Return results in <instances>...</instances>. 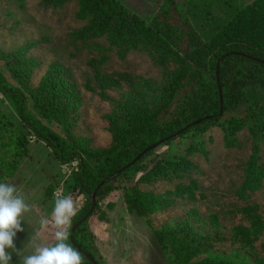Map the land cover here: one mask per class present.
I'll use <instances>...</instances> for the list:
<instances>
[{"label":"rangeland","instance_id":"obj_1","mask_svg":"<svg viewBox=\"0 0 264 264\" xmlns=\"http://www.w3.org/2000/svg\"><path fill=\"white\" fill-rule=\"evenodd\" d=\"M115 1L150 22L163 0ZM175 1L185 7L192 2ZM249 4L264 11V0H236L233 5ZM219 5L212 10L225 18ZM192 22L202 31L201 22ZM90 25L78 0L60 6L43 0H0V72L5 82L22 89L28 111L45 126L73 145L99 153L116 144L112 118L133 111L142 118L153 116L159 108L157 90L182 74L185 64L143 40L126 43L111 33L96 35ZM53 76V93L60 102L57 117L50 116ZM261 76L264 79V73ZM0 111L29 139V157L12 178L0 179L15 184L31 209L15 240L23 257L55 242L52 216L39 214L45 204L69 198L78 208L70 194L79 161L61 163L25 126L14 100L1 91ZM263 126L264 86L251 87L240 107L161 145L136 174L113 180L112 190L96 198L89 219L99 263L174 264L156 233L191 226L211 244L201 259L264 264ZM172 159L182 167L160 173L157 165ZM256 163L263 170L256 169ZM252 168L258 173L249 179ZM127 190L136 194L141 206L148 203L143 213L129 210ZM42 220L48 221L47 228H41ZM19 259L13 253L12 264H20Z\"/></svg>","mask_w":264,"mask_h":264},{"label":"trees","instance_id":"obj_2","mask_svg":"<svg viewBox=\"0 0 264 264\" xmlns=\"http://www.w3.org/2000/svg\"><path fill=\"white\" fill-rule=\"evenodd\" d=\"M43 1L48 6H60L71 0ZM78 1L90 19V30L94 34L111 33L113 38L126 43L143 40L151 49L164 50L185 64L182 74L157 90L159 108L153 116L142 118L138 111H133L112 118L111 130L116 144L112 150L99 153H90L73 145L36 119L28 111L22 89L7 84L0 72V91L14 100L25 126L61 163L79 161L70 194L79 203L72 226L85 215L88 217L72 236V230H69V243L81 252L83 264H93L83 252L89 253L100 264L93 250L94 235L89 229V219L95 212V208L91 212L92 195L96 193V198L105 196L112 190L113 180L136 174L158 147L223 118L228 111L248 100L251 87L264 86L261 76L264 73V11L250 4L233 5L236 0H200L199 3L192 0L186 7L175 0H163L152 20L146 22L115 0ZM218 2V9L225 18L215 15L212 10V5ZM192 20L201 22L202 31ZM56 81L54 76L50 77L48 94L54 100L50 101L51 117H57L60 110V102L53 93ZM44 112L49 114L47 107ZM198 120L202 122L196 123ZM143 152L141 158L132 163ZM30 154L28 137L0 111V179L12 178ZM129 164L118 176L100 186ZM181 167L182 163L174 159L157 165L160 173L176 172ZM254 167L263 170L257 163ZM258 170L250 169L249 179ZM258 188L256 186L254 190ZM125 200L129 210L139 214L148 205L141 206L131 190L125 192ZM156 238L174 264H232L201 259L203 249L211 244L206 236L195 234L191 226L158 232Z\"/></svg>","mask_w":264,"mask_h":264},{"label":"clouds","instance_id":"obj_3","mask_svg":"<svg viewBox=\"0 0 264 264\" xmlns=\"http://www.w3.org/2000/svg\"><path fill=\"white\" fill-rule=\"evenodd\" d=\"M30 210L15 184L0 182V264H12L13 253L19 256L20 264H83L81 252L69 243L72 218L77 215L69 198H57L54 203L55 242L37 246L32 254L21 257V249L17 248L15 240L18 233L24 231V216ZM47 226L48 221L42 220L41 228Z\"/></svg>","mask_w":264,"mask_h":264},{"label":"water","instance_id":"obj_4","mask_svg":"<svg viewBox=\"0 0 264 264\" xmlns=\"http://www.w3.org/2000/svg\"><path fill=\"white\" fill-rule=\"evenodd\" d=\"M202 122V120H198L196 123H201ZM152 147H154V146H152ZM151 147V148H152ZM147 151V150H146ZM145 151V152H146ZM145 152H143L142 154H140L139 156H137L136 158H135V160L132 162V163H134V162H136L137 160H139L140 158H141V156L145 153ZM131 163V164H132ZM131 164H129L128 166H126V167H124L122 170H120V171H118L117 173H115L114 175H112V176H110L109 178H107L104 182H102L101 184H100V186L101 185H103V184H105V183H107L108 181H110L111 179H113L114 177H116V176H118L123 170H125L127 167H129ZM95 205H96V193H94L93 195H92V207H91V212L94 210V208H95ZM88 216H86L85 218H83V219H81L77 224H75L74 226H73V228H72V231H71V236H72V234H73V232L75 231V229L87 218ZM83 254L93 263V264H98L97 262H96V260L89 254V253H87V252H83Z\"/></svg>","mask_w":264,"mask_h":264},{"label":"crops","instance_id":"obj_5","mask_svg":"<svg viewBox=\"0 0 264 264\" xmlns=\"http://www.w3.org/2000/svg\"><path fill=\"white\" fill-rule=\"evenodd\" d=\"M53 207H54V203L51 206H48V204H45L41 212L39 211L40 216H52L50 212L53 211Z\"/></svg>","mask_w":264,"mask_h":264},{"label":"built area","instance_id":"obj_6","mask_svg":"<svg viewBox=\"0 0 264 264\" xmlns=\"http://www.w3.org/2000/svg\"><path fill=\"white\" fill-rule=\"evenodd\" d=\"M55 194H56L57 197H60L61 196V193H59V191L58 192H55Z\"/></svg>","mask_w":264,"mask_h":264}]
</instances>
